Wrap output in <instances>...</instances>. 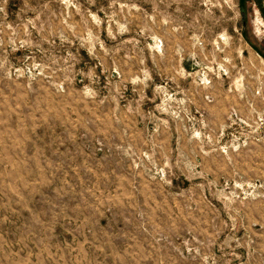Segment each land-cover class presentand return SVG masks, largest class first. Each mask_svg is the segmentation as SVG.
<instances>
[{"label":"rangeland","instance_id":"rangeland-1","mask_svg":"<svg viewBox=\"0 0 264 264\" xmlns=\"http://www.w3.org/2000/svg\"><path fill=\"white\" fill-rule=\"evenodd\" d=\"M0 264H264V0H0Z\"/></svg>","mask_w":264,"mask_h":264}]
</instances>
